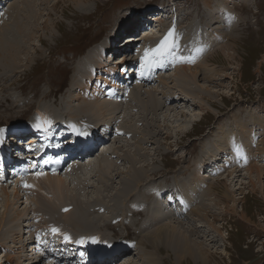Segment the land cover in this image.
Instances as JSON below:
<instances>
[{
  "label": "rangeland",
  "instance_id": "rangeland-1",
  "mask_svg": "<svg viewBox=\"0 0 264 264\" xmlns=\"http://www.w3.org/2000/svg\"><path fill=\"white\" fill-rule=\"evenodd\" d=\"M17 1L19 3L18 7H23V10H19L16 7L12 8V4L16 3ZM20 1H24V3L21 4ZM31 1L7 0L5 1V3L7 2L9 4L6 3L3 8L0 9V20H2L3 22L2 25L7 24L8 22H11L10 25H13L12 28L8 31L9 34H14L16 32V24H14L16 21L21 24L28 23L30 10H32V15L35 17L33 21L37 24V28L33 30L32 33L33 39L31 50L33 51L37 48L38 51L33 52L30 61L25 60L24 57L26 56L23 53V56L19 57L18 64L15 63L14 65H11L12 69H3L0 66V75H2V77H4V75L8 76L7 80L1 79L2 84H0V127L1 125L6 126L8 124V126L5 128L6 131L13 132L15 129H18L17 131L13 132L16 135L15 138L18 137L17 135L18 131L20 130V124H26L25 121L27 119L29 120L30 115L34 111L35 114L31 118L32 121H42L40 115L42 114V110H44L43 108H45L46 105L55 106L58 110V113L62 115L64 111H60L61 105H65V107L70 108V106L68 105L72 100L74 102V105L78 109L82 106V102H85L86 104L90 101L91 98H95V90L96 87L99 86L98 80L100 81L102 79L96 78V80L94 81L95 84L93 85L94 88L91 91H89L88 93L83 92L79 94V96H77V86L79 85L78 79L80 76L83 77L85 72V69H83L84 71L82 70L77 72V68L80 67L77 63L80 62V60H83V58L87 54L88 49L93 48V46L89 48L91 44H102V39L105 36H107L108 38H106L104 41H110L109 43L111 47L109 48V50H112V52L110 53L113 54H110L111 56L104 55L103 65H105L106 63L109 64V66L103 68L102 70H99L101 71L99 73H102L101 76L110 74L108 69L111 64L116 65V59V61L122 60L123 56H121V58L118 57L122 49V52H124L125 54L128 53L127 49L129 48H131L130 50H132L133 53L136 52V50L134 49L142 47H147L146 50L150 49V47L148 48L147 44H141V41H139L138 39L135 40L137 41L135 43L131 42L129 46L125 44V41L127 39L126 37L131 36L128 32L132 29L135 20L138 18L135 14L131 13L134 9L137 11H141L142 19L146 17L144 21H146L145 24L147 26H149L151 21L155 20V14H158L159 12L167 14L175 13L173 15L178 14L179 18L182 16L184 17L185 14L188 13V15L192 16L191 19L188 18V23L191 22L194 26L198 25L197 32L202 33L204 31V28H202V23L205 24V21L201 20L200 24H197L195 20H199L201 16L204 15L205 11L201 9V4L206 0H183L182 5L181 3L177 5L178 3H176L175 0H34V8H27V3ZM167 1H169V3L173 2L171 12L169 11V9L160 10V8H147L151 6H157L160 3H166ZM224 1L225 0H223V2ZM237 2L239 3V7H236V10L241 14L242 19L239 20L236 24L238 29H234V32L238 35L237 43L235 47L233 46L229 49L230 54L234 57H230L229 54H227L228 50H225L227 52L226 53L224 51H220V47L217 48L215 51L210 53L211 58L209 59V62H206V67H208V70L211 71L210 74H212V72H216L218 74L217 76H219L217 77L218 79L211 80L209 82L205 80L206 78H204V76H201L199 78V85L208 87L212 91L218 90L219 92H221L219 94H216V97L214 98L217 100V102L214 105H206V101L201 102L193 100L192 98H188L191 99L189 103L192 105L190 106L189 110L185 109L186 105H184V108H174V105L176 103H172L170 105L171 109L186 111L188 112L186 118H190V116L193 115V118H198V120L194 122L186 121L185 116H176V113L178 111L175 112V110L171 112L160 111L159 113H157L158 116L156 115V120L154 121L156 122V125H159L156 130H153L151 126L148 127V124L151 120L150 118H152V116L154 115L148 114V116L150 117H148L147 121L143 119V117L139 116V112H141L140 107H135L130 110L131 116L133 118L132 120H129V122H134V120L137 121L135 123L136 127L141 130H138L137 133L139 135H136V139L141 138V144L144 145L143 147H147V150H143L141 153L144 156H150L148 158H145L140 155L138 158L142 163L146 162V164L144 165L151 164V168L153 170L161 172L163 177H169L168 174H170L171 170H173L172 173H174L178 167L179 170L183 165L186 164H192L191 171H194L195 169V171L197 172H195L194 175H201V177L199 176L197 178L198 180H205L206 178L204 177L207 175L213 176V174H215V171L212 172V169H209L206 172H200L198 169L199 163L201 164L203 162L204 164V161H206L207 157L208 159L215 158L217 154L219 155L220 152L223 153L224 151V156L219 155L218 158H215V161L210 164V166L212 165L214 167L219 165L220 168V163L224 161V159L226 158L225 156H230V150H233L234 152L237 151L238 153L240 152L237 149L238 147H232L233 144H236L237 137L234 134L233 136L228 135V130H226V132L222 131V129L224 130V128H230L232 125V121H234L237 116L247 117L249 120H252L250 121L248 131L251 133V131L253 130L255 136H251V140L248 139V142L245 140L246 147H249L250 149L248 156L253 158H249L248 165L251 167L254 165V163L259 162V165L260 163H262L261 165L264 166V160H261V162L254 159V157L256 158L257 156L258 158L261 157V159H263L262 156H264V138L259 135L260 132L258 134L255 132L256 126H261L264 129V115L262 114V111L264 110V104L261 105V102H264V0H250L251 4L247 5V7H245L243 0H238ZM164 6H166V4H164ZM248 6H250L251 8H249ZM253 7H255L256 11L253 10ZM197 15L198 17L197 19H195ZM4 18L5 20H3ZM10 18L11 20H9ZM167 19L169 20L170 17H167L164 21H162L165 30L161 32H165L167 29L173 26V22H167ZM242 21L243 23L241 25ZM180 26L188 27V24L186 22L184 24H181ZM145 27L146 26L143 25V29ZM127 29H129L128 32H126ZM191 29H193L194 33V27H192ZM161 32L159 36L162 35ZM119 35L120 37H122H119L120 40L118 41L117 37ZM98 38L100 39L98 40ZM122 43L123 47L121 46ZM115 44H118V46H115L113 48V45ZM150 44H152V41H149V46H151ZM218 49L219 51H217ZM234 49H237L236 53ZM84 52L85 54L83 55ZM184 54H186V50L179 48L177 54L174 55V59L172 58V56H168L166 54L162 57H158L157 63H154L152 64V66L147 67L152 73H155L157 77H155L151 83H145V86L138 79L143 74L144 68L142 65H138L137 67L139 73H137L136 69L134 68V75L131 79H122L121 73L119 79L120 83L118 86L120 87V91L124 90V87H130V90L134 91L132 87H135L136 85L139 86V88L141 87L140 89H142L143 92L150 87L159 88V91H164L166 90V88H171L170 86L174 85V79H176L175 77L177 73V66L182 65V63L186 61V59H182L178 62V57L179 55ZM161 62L166 64H163ZM123 67L124 65L122 66V68ZM14 68L15 70H13ZM96 69L97 68H93L92 70L96 72ZM223 73L227 76H223ZM165 76L168 77V84L161 85L160 79L158 78ZM75 79H77L78 81ZM109 79L110 76L108 77V81ZM128 81L130 82L128 83ZM217 84H220V86H218ZM1 85L3 87H1ZM86 87L92 86L89 85L88 82L85 88ZM2 88L4 89L2 90ZM129 92L130 91H128V93ZM72 94L74 95L72 96ZM8 95H10V98L6 100V96ZM89 95L91 96V98ZM84 97L87 99H85ZM142 99H147V95L145 94ZM139 101V99L138 101L134 100L133 104L138 105ZM257 104L260 105L259 109L257 106H255L254 108V105ZM180 106L181 105H179L178 107ZM47 111L49 112V110ZM83 112L86 113V111ZM203 113H205V115ZM88 116H90L91 118H96L94 115ZM259 116H262V119ZM29 124L33 125L32 123ZM133 124L134 123L131 124L132 127ZM173 125L187 126L185 127L187 128V132L181 133V131H178L179 128L176 129L175 127H172ZM231 128L234 129L233 127ZM3 131L4 130H0V133ZM112 131L113 133H115L114 127L112 128ZM46 135L48 136V134ZM247 135L250 136L249 133H247ZM122 140L124 139L120 136H118L116 140H111L110 137H107V139H105L102 144L98 145L99 151L97 154L105 150H103V145L105 148L108 144L110 145V149L106 148V150H109L107 155L110 158L112 157V155L114 156L122 154V152H125L122 150L126 149V147L119 148V150L117 149V153L115 152L116 154L113 151L111 152L113 147L122 146V143H124V146L128 145L125 141L120 143V141ZM1 142L5 144V147L9 148V153H7V155L5 154V156L9 160V164H11V162H14L16 164L19 159L16 158L17 161L12 160V155H14L13 157H15L18 153L16 152L12 154L11 152L12 150L17 149V141L14 144H10L2 141L1 138L0 143ZM209 142H216L219 148L215 147L212 144H209ZM135 146L137 145L132 143V145L128 146L127 148L133 150L134 148L136 149ZM208 150L212 151L213 153L216 152L215 155L212 156V154L209 153ZM109 153H111L112 155H110ZM202 153L206 155L204 160H201ZM90 154L91 153L89 152L84 158H80V160H84ZM260 154H262V156ZM96 157H98V155ZM100 157L102 158L103 156ZM243 157H241V163L245 162L247 158L245 156ZM111 159L113 160V163L117 162L116 168L120 166L119 169L121 170H127V168L132 165L127 159L124 161L113 157ZM254 160H256V162H253ZM196 162L198 163L196 164ZM137 164L141 165L139 163ZM249 166L246 167L249 169ZM237 167L239 166L231 165V167H229L228 169L222 170L223 172H226L222 175L225 178L220 176V174L223 173L220 170V173L218 172L219 176L215 174V177L223 179L221 180V182L218 181L216 183L215 192H219L220 189H225V183L228 182L226 176L230 171H235V173H237L235 181L228 182V184H233L234 186L236 185V182L238 184L241 179L242 181H248L250 179L249 177H251L252 175V177H254V174H252L251 176L246 174L248 169H244L245 167L243 169L240 167L241 169L239 171L237 170ZM148 168L149 167H146V169ZM41 170L42 172H48L47 170L38 169V171ZM117 170H115L114 166V171L112 172V174L115 178L113 181H110V191L107 192L108 196L103 194L102 201L104 200V202L108 201V203H114L115 201H112V198L115 196H119L122 199L128 197L126 196V194H124V192H122L123 183L121 184L120 182L122 177H117L115 173V171ZM11 171L12 169L10 168L9 172L7 173L11 175L10 178L4 177L0 172V180H2L0 181V185L3 187H0V236L3 235V233L6 232L7 229H9L8 226H10L11 224L10 220L14 219L13 226L15 227V233L17 232L15 235L18 240H16L17 243H6L8 246H19L15 247L14 249L8 250L0 245V264H47L45 263L44 259H40L41 256L38 258L41 250L43 252H47L49 250L50 255L53 256L54 254L55 256L56 254H61L62 252L60 251V246H58L60 250L54 249L52 253L50 252V246L59 241L65 243L63 245L66 247L68 252H71L73 256L76 257L79 251L77 250V248L79 246H72L73 243L80 244V246H85L81 242L78 243V241L81 239V241L85 242L86 244H90V240L94 238L92 237L93 235L89 237L82 235L78 236V229L72 228L71 225L64 223V221L63 223H56L52 225L50 224L51 226L45 227V224H43L44 227L41 226V223L43 222H40V218H34L36 214L34 213V216H32L31 212L32 208H35L37 205L36 196L32 193H28V188H26V191H24L25 187L23 188V191H20V189H18V192L14 193L13 191L16 188L15 185H17L18 182L22 183L23 180L18 181V177H16L18 175L14 174ZM3 174H5V172ZM61 174L62 175L60 176L62 178H64L65 180H70L69 183H73L72 181L75 182L82 176V173L74 172L72 168L66 169L65 171L63 170ZM76 174L81 176L76 177ZM98 178V176H94L93 174H90L88 176L91 186L87 191V197H85L86 199L99 194V192H97L95 189L96 185H98ZM169 179L173 180V177H169ZM237 179H239V181H237ZM152 181L154 182V180ZM258 181L259 180L254 181V185H252L251 182L244 183L240 190H238L237 192H230L232 198L229 201L224 200L223 203L218 200L219 197L217 195H208L205 197L204 200H206L207 198V202L209 204L212 203L210 206H213L212 209L216 211L215 215L217 217L215 220L214 218L209 216V219L207 221L212 223L213 227L216 226V228L219 230L213 232L211 229H208L209 224H207L203 226L204 231L208 229L210 235H213L216 241L210 242L209 238H206V240L205 238H200L197 241L200 242L198 248L199 250L202 245L204 246V248H201V252H213L211 254L212 259L209 264H264V178H261L260 180L261 185L256 184ZM66 183H68L67 180ZM183 183L184 182L182 178L178 177L177 180H174L169 187L173 191H171V194L174 195L175 193L180 192L179 188L183 185ZM164 184L167 185L168 182L165 181ZM233 185H230L232 189L234 187ZM228 188H230L229 185ZM115 192H118V194H116ZM8 193L11 195L9 199L7 198ZM219 193L222 194V191ZM143 196L144 195L136 197L133 194H130V196L124 201L127 205L128 203L130 204L136 199H141ZM14 198H16L17 200L14 201ZM8 200L10 203L7 205ZM58 203H60L61 208V203H63L62 200L50 199L51 205H55ZM169 207L174 209V206H171L170 204ZM132 211L133 208H127L129 216V213L133 214ZM243 211L246 212V217L242 216ZM68 212L69 209L65 210L64 214H67ZM190 212L191 211H189L188 214L184 215V217L182 218L178 217L176 218V220L173 218V220L168 222L173 226H178V224L174 222L180 221L182 219L181 221H183V227L185 228L189 227V222L191 228L192 226L194 227V225L197 226L198 221L190 218ZM123 213L124 211H119V214L123 215ZM76 217H79L78 213L76 214ZM140 217L141 215H138V218ZM92 218L93 217L88 216L85 217L83 223ZM185 221L188 222L186 223ZM35 222L38 224H35ZM192 222L194 223V225ZM113 227L116 226L113 225ZM51 228L59 229V233L54 234ZM24 230H27L25 234L23 232ZM40 230L43 232H41ZM47 230H49V233L47 232ZM129 230L134 238V242L128 241L113 243V240L129 237L123 236L122 238L114 239L106 238L105 236V238H103L99 232L93 233V230L90 227H86L84 232H90V234L93 233L95 234L94 236L98 235L97 238L99 242L102 238L104 240H108L110 243H112L115 249H117L119 245L123 246V248L129 247L134 243L137 245L135 246V248L137 249L138 254L130 253V256H127L124 260H119L116 264H123L128 258L134 259V262L136 261L135 263L138 264H145L146 262L148 263L150 255L149 253L153 251V247L145 248L144 246H140V243H138L135 239L136 234L134 235V230L131 227H129ZM177 230H179V228H177ZM36 231H38L39 233L36 234ZM166 231L167 236L173 235L172 229ZM199 231H202L201 228L199 229ZM113 232L115 231L106 230L103 231V234L111 237ZM67 233H69V235ZM22 235H24V238L20 239ZM46 236H48L49 238H47ZM66 236H70L71 240L66 241ZM74 237L76 239H74ZM138 238L140 239L141 236H139ZM194 238L195 236H192V239ZM47 241L49 242L47 243ZM50 241L53 242L51 243ZM197 242H192V244L186 243L184 247L181 246V249L171 246L169 242H167V246L161 245V247L159 248L160 250H158L160 252L158 253V261H160L159 264H202L201 261L193 263V260H191L188 256L181 258L183 257L182 255H184L183 249L186 247H189V249L193 248V245ZM41 244L43 245L42 249H40L42 247H40ZM44 246H48L49 248ZM70 247H74L76 248V250L71 251L69 250ZM62 254L65 255V252ZM9 257H14L13 259L11 258V260L13 261H11ZM118 257L108 258L100 262L98 261V263L96 264H106L109 263V261H113L114 263V261ZM145 258H147L146 262L144 261ZM76 260L77 259L75 258V261H73L72 264H80V262L78 260L76 262Z\"/></svg>",
  "mask_w": 264,
  "mask_h": 264
},
{
  "label": "bare ground",
  "instance_id": "bare-ground-1",
  "mask_svg": "<svg viewBox=\"0 0 264 264\" xmlns=\"http://www.w3.org/2000/svg\"><path fill=\"white\" fill-rule=\"evenodd\" d=\"M237 1L238 0H225L223 2V0H206L203 3L205 4L203 7L205 10L204 15L201 16L199 20H195L197 24H200L201 20L205 21L204 26H202V28H204V31L202 33L197 32L198 25L194 26L191 22L188 23L189 19H191L192 17L191 15H188V13L187 14L184 13L185 16L184 17L182 16L179 18L178 14L173 15L175 13L167 14V13L159 12L158 14L157 13L155 14V17H156L155 20L151 21L149 26L145 27V28L151 27V29L149 30V32L145 31L144 36L138 37L137 39L141 41V44L142 43L147 44L148 48L150 47V49H155L160 44V42L164 39L167 33L171 29L174 28L179 48L186 50V54L179 55L178 57L179 58L178 62L182 60L181 57H183V59H186V61L183 62L182 65L180 66L176 65L177 66V73L175 77L176 79H174V85L170 86L172 89L166 88V90L164 91H159V88L150 87L149 89H146L143 92L142 89H140L141 87L139 88V86L136 85L135 87H132L134 91L130 90L131 89L130 87L128 88L124 87V90L120 91L119 89L120 87H118L120 83L119 82L120 75L122 73V79H125V78H127V80L131 79L134 75V62L132 61L133 64L131 68L128 66V63L130 62V60H126L125 66L123 68L122 66L119 67V66L111 64V66L108 69L110 74H107L106 76H101L102 73H99L101 72L99 70H102L103 68L109 66V64L105 63V65H103L104 64L103 57L105 54H103L101 51L99 52L98 50L99 46H93L92 49H88L87 54L85 55L86 58L84 57L82 61L80 60V62H78V65L80 67L77 68V72L82 71L83 69H85V72H84L83 77L81 76L79 77L78 79L79 81L77 79L75 80H77L79 84L77 86L78 87L77 96H79V94L83 92L88 93L94 88L93 85L95 84L94 81L96 80V78L102 79L100 81L98 80L99 86L96 87V90H95L96 92L94 94L95 98L93 99L89 95L91 98L90 101L87 102L86 104L85 102L83 103L81 101L82 106L78 109L74 105V102L72 100H71V103L68 105L70 106V108L65 107V105L64 106L61 105L60 111L62 112L64 111L62 115L58 113V110L56 109L55 106L46 105L45 108H43L44 110H42L43 112L41 111L42 114L40 115V118L48 126L52 127L51 131L47 133L48 134L47 136L45 134L46 131L42 133L40 132L42 131L41 129L38 128L37 130H35L36 126L31 125L32 137L29 136V133L25 135L29 137L28 145H25V146H28V148L30 147L29 150H25V149L17 150L16 149V150H12L11 152L12 154L17 152L18 153L17 155L21 157V159H19L16 164L14 162H11V164H9V160L6 159V157H3L1 159L2 155H5V154L7 155V153H9V148L5 147V144L3 142L0 143V155H1L0 156V172L6 173L11 168L12 169L11 172L18 175L16 176L18 177L17 178L18 181L23 180L22 183L18 182L17 185H15L16 188L13 191L14 193L18 192V189H20V191H23L24 182L30 185H33V187L28 188L30 192L29 191L27 192L30 194L32 193L36 196L37 205L35 208H32L31 212H32V216H34V213L36 214L34 218H40L39 219L41 220L40 222H43L41 223L42 224L41 226H43V224H45V227L51 226L52 224L63 223L64 221V223L71 225L72 228L78 229V232H79V233L77 232L79 234L78 236L82 235V236L89 237L93 235L92 237H94L92 239L93 240L92 245L91 243L86 244L85 242H83V245L85 246H80V244H77V243H73V245L71 244L72 246H75V245L79 246V247L77 246L78 247L77 250L79 251L76 257H74L71 252H68L66 247L63 245L65 244L63 242L59 241L57 243L59 245L50 246L51 253L52 251H54V249L56 250L61 249L60 251L62 253L65 252V255L61 253L62 257L60 256V254H56V256L54 254L55 257L53 255H50L56 259H59L58 264H64L65 260H68V259H70V263H73V261H75V258L80 262V264H96L98 263V261L100 262V261L108 259V255L117 253V251L124 249L123 246L119 245L117 249H115L112 243H110L108 240H104V242L100 243L97 238L98 235L94 236L95 234L93 233L99 232L103 238H105L106 236V238L116 239V238H122L123 236L126 237L127 233H130L129 227H131L134 230V235L136 234L135 239L138 243H140V246H144L145 248L153 247V251L149 253L150 254L149 262L148 263L146 262L147 258H145L144 261L147 264H159L160 261H158L159 260L158 253L160 252L158 250H160L159 248L161 247V245L167 246L166 245L167 242H169L171 246L181 249V246L184 247L186 243L192 244V242H197L198 239L200 238H205V240L206 238H209L210 242L216 241L215 237L213 235L212 236L210 235V232L208 231V229H211L213 232L219 231V230L216 228V226H214L215 227L214 228L212 223L207 221L209 219V216H211L212 218L216 220L217 218L215 215L216 211L212 209L213 206L212 207L210 206L212 203L209 204L207 202V198L206 200H204L205 199L204 197L202 201L200 200L198 202V199H197L198 197L195 191L196 187L205 188L204 191H205V195L207 196L217 195L219 197L218 200L223 203L224 200L229 201L232 198L231 196L232 191L237 192L238 190H240V188L242 187L244 183L251 182L252 185H254L253 182L259 180L256 184L261 185L260 180L261 178H264V166L261 165L262 163H260L259 165V162L254 163V165L251 167L248 165L249 158H252V157L248 156L250 149L249 147L248 148L246 147L245 140L248 142V139L251 140L250 139L251 136H255V134L253 130L251 131V133L248 131L250 121L252 120H249L247 117L237 116V118H235L234 121H232V125H231V127H233L234 129H232L231 127L224 128L225 131L222 129L223 132H226V130H228V135L233 136L234 134L237 137L236 144H233L232 147L234 148L238 147L237 149L238 151H240L238 153L237 151L234 152L233 150H230L231 151L230 156L226 155L225 156L226 158L225 159L223 158L224 159L223 163L225 164L226 169L231 167V165L232 166L237 165L241 167L242 169L244 167H245L244 169H248L247 167L249 166L250 168L247 170L246 174L249 176L254 174V177H252L253 176L252 175L251 177H249L250 179L248 181H242V179L239 181V179H237L239 183L237 184L236 182V185L234 186L233 184H228V182H234L237 177V173H235V171L234 172L230 171L228 175L226 176V179L228 180V182L225 183V189L223 190L220 189L222 191V194L219 193L221 192L220 190L219 192H215L216 183L218 181L221 182V180H223L222 178L219 179L218 177H215V174L219 176L218 174L220 170L218 169L219 165H217L216 167L214 166L210 167V164L213 161H215V158H218L219 155L224 156L223 155V153H225L224 151L223 153L220 152L219 155L217 154L215 158L208 159L207 157L208 160L206 159V161H204L205 162L204 164L203 162L201 164L199 163L198 169L200 172H204V171L206 172L207 170L212 169L213 170L212 172L215 171V174H213V176L207 175L204 177L206 178L205 180L204 179L198 180L197 178L199 176L201 177V175L199 174L194 175L196 171L194 168H193L194 171H191L192 164L190 165L186 164V165H183L179 170H178L179 168L178 167L173 174V180H170L168 177H163L161 172H158L157 170H153L151 168V164L144 165L146 164V162L142 163L139 160L138 157L140 155H142V157H145V158H148L150 156H144L141 153L143 150H147V147L146 146L143 147L144 145H142L140 141L141 138L136 139L137 137L136 135L138 134L137 132L138 130H140L136 127L135 123L137 121L134 120V122L132 121L129 122V120H132L133 118L131 116L130 110L135 107L136 108L140 107L141 112H139V116L143 117V119L148 121V117H150L148 116V114L154 115V116L151 115L152 118H150L151 120L148 124V127L151 126L153 130H156L157 127H159V125H156V122H154L156 120L155 117L157 113H159L160 111L162 112H167V111L171 112L174 110L175 112L178 111V109H171L170 105L172 103H176L174 105L175 107L172 105L174 108H184V105H186L185 109L189 110L190 106L192 105L189 103L191 99H188V98H192L193 100H197L201 102L206 101L205 103L206 105H214L217 102V100L214 98L216 97V94H219L221 92H219L218 90L212 91L208 87L199 85V78L201 76H204V78H206L205 80L209 82L211 80L218 79L217 78L219 77L217 76L218 74L216 72L215 73L212 72V74H210L211 71H209L208 67H206L207 66L206 62H209V59L211 58L210 53L215 51L217 48L220 47L219 48L221 49L220 51H224V52H226L225 50H228V53L227 52L226 53L229 54L230 57H234L230 54L229 49L232 48L233 46L235 47L237 43L238 35L234 32V29H238L236 24L239 20L242 19L241 14L236 10V7H239V3ZM243 1H244L245 6L251 4L250 0H243ZM20 3L23 4L24 1H20ZM18 4H19L18 1L12 4V8L16 7L19 10H23V7H18ZM177 5H179V3ZM248 7L251 8L250 6ZM27 8H34V0L27 3ZM166 14L167 16L164 17ZM29 15L30 17H29L28 23L21 24L18 21L14 23L16 24V32L14 34L8 33V31L13 26V25H10L11 22H8L7 24L2 25L3 22L2 20H0V66L1 68L12 69L11 65H14L15 63L18 64L19 57L23 56V53L26 56L24 57L25 60L30 61L32 57L31 55H33V52L38 51L37 48L33 51L31 50L32 39H33L32 33H33V30L37 28V24L36 22L33 21L35 17L32 15V10H30ZM167 17H170L169 20L167 19V22H173V26L167 29L165 32H161L165 30V27L163 26L162 21H164ZM197 17L198 15L195 17V19H197ZM11 18L9 20H11ZM3 20H5V18ZM186 22L188 24V27L180 26L181 24H184ZM242 23L243 21L241 22V25ZM192 27H194L195 29L194 33H193V29H191ZM160 32L162 34L161 36H159ZM137 39L136 38L132 40L129 39L128 42L132 41V43H135L137 42L135 41ZM149 41H152V44H150L151 46H149ZM109 42L110 41L108 40L104 41L103 45L101 46L102 49L106 48L107 45L109 49L111 47ZM128 42L125 43L127 46H129L130 44ZM115 46H118V44L113 45V48ZM146 48L142 47V48L134 49L136 50V52L134 53V56L137 57L136 67H138V65H142L144 68L142 76L138 78L143 83L144 86H145V83L149 84L153 81L155 77H157L155 73H152L147 68L148 66H146V62H142V57L144 56ZM197 48H202L203 50L201 52H196ZM219 49L217 51H219ZM236 52H237V49L235 50V53ZM165 54L168 56H172V58L174 59V55L177 53L173 55H169L167 53ZM191 57H194V62H191L190 60ZM163 64H166V63H163ZM93 68H97L96 69L97 71L96 72L93 71L92 70ZM13 70H15V68ZM109 76H110V79L108 81ZM223 76H227V75L223 73ZM1 79L7 80L8 76L4 75V77H2V75H0V84H2ZM158 79H160L161 85L168 84L167 76L160 77ZM88 82H89V85H91L92 87L85 88ZM129 82L130 81H128V83ZM220 84H217V85L220 86ZM1 87L3 86L1 85ZM109 87L112 88L113 91L115 92L112 98L115 99L116 102H114L112 98L106 94V91L109 89ZM3 89L4 88H2V90ZM128 91L130 92L128 93ZM74 94H72V96ZM145 94L147 95V99H142ZM9 98H10V95L6 96V100H8ZM138 99L140 100L138 102V105L133 104L134 103L133 101L134 100L138 101ZM179 105L181 106L178 107ZM47 110H49V112ZM83 111H86V113ZM176 114H175L176 116L181 115V116H185L186 118L188 112L180 110ZM203 114L205 115V113ZM88 115H94L96 118H93V117L91 118ZM196 120H198V118H193V115L190 116V118H186V121L194 122ZM129 123L131 124L134 123L133 127ZM113 127L115 128V133H113L112 131ZM172 127H175L176 129L179 128L178 131H181V133L187 132V128H185L187 126L173 125ZM146 129H147V126H146ZM17 130L18 129H15L14 131H17ZM13 132L6 131V129H4V131L0 133V139L2 138V141L10 143V144H14L17 141V138H15L16 135ZM255 132L257 134L260 132L259 135L264 138L263 127L256 126ZM247 133H249L250 136L247 135ZM36 135L38 137H35ZM118 136L124 139L120 141V143L125 141L128 145L124 146V143H122V146L113 147L111 152L113 151L114 153L115 152L117 153V149L119 150V148L126 147V149L122 150L125 152H122V154L120 155H114V156L111 153L109 154L112 155L113 158L121 159L122 161L126 159L129 160V162L132 165H130L127 168V170L119 169L120 166L116 168L117 162L113 163V160L111 159L112 157L110 158L107 155L109 150H106V148L110 149L109 144L105 148L103 145V150L104 149L105 150L97 154L99 151L98 145L102 144V142L105 139H107V137L108 138L110 137L111 140L112 139L116 140ZM97 139L99 140V142L96 144ZM43 140H46L47 145L43 142ZM65 140H69V141H65ZM89 141L96 144V147L85 148L81 150V148L77 146V145L85 146L88 144ZM132 143L137 145L135 146L136 149L134 148L135 150L134 149L131 150L127 148L128 146H131ZM209 144H212L215 147L219 148L216 142H209ZM65 146H66L65 149L67 150H64V152H67L70 149L69 146H75V150L71 151L72 153H69V156L66 155L62 157V160L60 158L57 159L56 158L57 156H55L54 154L59 153V150H63ZM38 147H41L42 150L39 149L37 153L35 149H37ZM48 150L52 152L53 154L52 157H49L51 154H49ZM89 152L91 154L87 156L84 160H80L81 157H78V156H82V158H84L83 156L87 155ZM75 153L78 156H75ZM209 153H211L213 156L215 155L216 152L213 153L212 151H209ZM97 155L98 157H96ZM260 155L262 156V154ZM13 156L14 155H12V158ZM100 156H103V157L101 158ZM243 156L247 158L245 162L241 163V159H242L241 157ZM205 157L206 155L202 153L201 160H204ZM262 158L263 159H261V157L258 158V156L256 158L254 157V159L258 161L264 160V156H262ZM69 159H71V161H69ZM109 159H111L112 161ZM14 160L17 161L16 158H14ZM45 160L48 161V163H43V161ZM54 160H56V162H59L60 164L65 165V167L58 168V167H53L52 165H48L50 164V162ZM192 162H189V163H192ZM33 163L37 164L38 167L34 168L32 166ZM137 163L141 165H138ZM197 163L198 162H196V164ZM114 166H115V170L118 169L117 171H115L117 177L119 176L122 177L120 181L121 184L123 183L122 192H124V194H126V196L128 197L130 196V194H133L136 197H140L144 195L141 199H136L132 201L130 204L128 203L127 205L124 200L128 197H125V199H122L119 196H115L112 198V201H115L114 203H108L107 200H106L107 202H104V200L102 201L103 194L108 196L107 192L110 191L109 189V184H111L110 181L111 180L113 181L115 178L114 175L112 174V172L114 171ZM23 167L25 168L20 174V170ZM146 167H149V168L146 169ZM71 168L74 170V172L82 173V176L76 174V177L78 176H81V177L77 179L75 182L72 181L73 183H69L70 180L66 179L68 182L66 183V180L62 178L60 175H62L61 172L63 170L65 171L66 169H71ZM38 169L47 170L49 173L44 171L45 173L44 175L37 176L35 175V172L38 171ZM53 169H55V171H53ZM90 174H93L94 176L99 177L97 179L98 185H96L95 187L96 191L99 192V194H97L96 196H91L86 199L85 197H87V191L89 187L91 186L89 179H88V176ZM222 175L223 173L220 174V176ZM178 177L182 178L184 182L183 185L179 188L180 192L178 193H180L179 195L181 199L184 201L186 211H188L191 205H195L190 210L191 211L190 218L193 220H197L198 225L195 226L194 223L192 222L194 225V227L192 226V228L189 225L190 222L188 223V226H189L188 228L183 227L184 223L183 221H181L182 219L180 221L174 222V223H177L178 226L171 225V223L168 222V218L171 217L170 215H172V211L174 209L178 212H180V209L177 207V205L174 202H171V203L168 202L165 205L162 203L161 196L165 192H167L169 195H172L171 194L172 189H170L169 187L174 180L178 179ZM222 177L225 178L224 176ZM152 180H154V182ZM165 181L168 182L167 185L164 184ZM228 185L230 188H228ZM230 185L234 186L233 189L231 188ZM0 187L3 188L1 185ZM24 191H26V188L24 189ZM115 193L118 194V192H115ZM10 196L11 195L8 193L7 198L9 199ZM174 197H177V196H174ZM50 199L62 200L63 203H61V208H60V203L51 205ZM13 200L15 201L17 199L14 198ZM9 203L10 202L8 200L7 205ZM169 204L171 206H174V209L170 208ZM117 208H118V211H117ZM127 208L128 209L133 208V211H132L133 214L129 213L131 217L128 215ZM60 209H61V212H60ZM67 209H69V212L67 214H64V211ZM119 211H124L123 215L119 214ZM77 213L79 214V217H76ZM138 215H141V217L138 218ZM87 216L93 217V218L83 223L85 217ZM242 216L246 217V212L243 211ZM174 219L176 220V218ZM13 222H14V219L10 220L11 224L10 226H8L9 229H7L6 232L3 231L4 232L3 235L0 236V245L5 247L8 250L14 249L15 247L19 246V245L8 246L6 243V242L17 243L16 240H18V238L15 235L17 232L15 233V227L13 226ZM35 224H38V223L35 222ZM207 224H209L210 226L208 225V229L207 230L205 229L206 231H204L203 226ZM113 225H115L116 227H113ZM86 227H90L93 230V233L92 234H90V232L85 233L84 231ZM177 228H179V230H177ZM200 228L202 230L201 232L199 231ZM169 229L173 230V235L171 236H167L166 234L167 233L166 230H169ZM106 230L108 231L114 230L115 232H113L112 236L110 237L108 235L103 234V231H106ZM26 231L27 230L23 231L24 234L26 233ZM47 232L49 233V230H47ZM38 233L39 232L36 231V234ZM67 234L69 235V233ZM139 236H141L140 239L138 238ZM192 236H195V238L192 239ZM46 237L49 238L48 236ZM22 238H24V235L20 237V239ZM74 239L76 238L74 237ZM48 242L49 241H47V243ZM50 242L52 243L53 241H50ZM79 242H81V239L78 241V243ZM106 245H108V247H106ZM135 245L136 244L134 243L133 245L131 244L129 247H132L134 252L138 254V251L135 248ZM199 245H200V242H197L193 245V248H190V249L189 247L184 248L183 249L184 255H182L183 257L181 258L188 256L191 260H193V263H197V261H201L202 264H209L212 259L211 254L213 252L211 251V252L203 253L201 252V248H204V246L202 245L199 250L198 249ZM41 246L43 247L42 244L40 245V247ZM58 246H60V249ZM104 249L105 251H103ZM69 250L75 251L76 248L70 247ZM80 252L83 253V256H81ZM87 252H89V255ZM126 255L127 254H122L119 257L117 256L118 258H116L114 263L113 261H109V263H106V264H116L119 260L123 259V256H126ZM86 256L88 257L84 258ZM127 256H130V255H127ZM11 258L13 259L14 257H9L10 260ZM41 258H46V257L41 256ZM135 262H134V259L128 258L125 260L123 264H138ZM47 264H53V261L48 262Z\"/></svg>",
  "mask_w": 264,
  "mask_h": 264
},
{
  "label": "snow or ice",
  "instance_id": "snow-or-ice-1",
  "mask_svg": "<svg viewBox=\"0 0 264 264\" xmlns=\"http://www.w3.org/2000/svg\"><path fill=\"white\" fill-rule=\"evenodd\" d=\"M179 45L177 43V38L175 34V29H171L167 35L164 37V39L160 42V44L155 48V49H149L146 50L144 53V56L142 57V62H146V66L150 67L152 64L157 63V58L162 57L165 55V53L169 55H173L178 52ZM203 49L202 48H197L196 52H201ZM183 59V57H181ZM191 62H194V57L190 58ZM86 134V133H84ZM43 163H48V161H43ZM34 168L38 167L37 164L33 163L32 165ZM55 171V169H53ZM45 173L42 171H36L35 175L40 176L44 175ZM23 187L25 188H31L33 185H30L26 182L23 183ZM52 232L54 234L59 233V229L53 228ZM66 241H70L71 237L66 236L65 237ZM83 243V241H81ZM81 256H83V253H81Z\"/></svg>",
  "mask_w": 264,
  "mask_h": 264
}]
</instances>
